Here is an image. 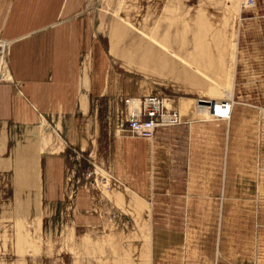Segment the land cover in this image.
I'll return each instance as SVG.
<instances>
[{
	"label": "rangeland",
	"instance_id": "obj_1",
	"mask_svg": "<svg viewBox=\"0 0 264 264\" xmlns=\"http://www.w3.org/2000/svg\"><path fill=\"white\" fill-rule=\"evenodd\" d=\"M98 12L100 33L109 35L100 42L110 65L107 86L120 90L124 84L133 96L161 95L170 99L165 105L173 103L179 110L181 125L217 131L206 152L210 160L203 159L209 162L202 170L183 169L182 183L187 181L190 189L175 196L172 209L177 216L154 217L148 193L142 194L145 201L129 190L138 180L127 177L118 159L116 165L110 159L117 137L107 102L114 101L115 94L104 93L91 101L88 119L96 114L93 123H83L88 135L99 136L98 143L90 138L92 150L87 145L80 155L67 148L66 165L71 168L64 171L66 185L58 189V200H43L38 186L35 202L0 203V264H183V245L186 264H264V121L252 108L257 95L250 96L248 105L241 102L264 86V49L254 44L264 43V0H98ZM117 14L138 29L119 42L112 34ZM154 34L166 52L149 40ZM141 39L144 46L156 44L153 58L157 64L162 61L156 70L153 65L141 71L124 64L121 51L116 53ZM236 78L244 83L236 87L239 103L231 121H222L224 107L230 106L227 90H234L233 82L240 84ZM248 85L252 87L242 88ZM45 125L46 120L38 125L39 143L53 156L64 140L53 124L49 132L43 130ZM158 147L157 141L154 151L149 149L148 177H154L153 183L160 175L162 180L168 177L154 164ZM195 181L202 183L196 192L191 190ZM114 189H121V198L110 193ZM81 194L99 200L101 208H80ZM186 214L193 220L188 227Z\"/></svg>",
	"mask_w": 264,
	"mask_h": 264
},
{
	"label": "crops",
	"instance_id": "obj_2",
	"mask_svg": "<svg viewBox=\"0 0 264 264\" xmlns=\"http://www.w3.org/2000/svg\"><path fill=\"white\" fill-rule=\"evenodd\" d=\"M108 36V32L100 33L98 0H0V203L35 202L38 186L46 196L43 200H58V189L66 185L64 171L71 168L66 165L67 148L80 155L85 146L92 145L91 139L98 143L96 133L91 136L83 130L87 129L83 123H93L96 117L88 119L91 101L113 93L114 101L109 97L107 102L117 137L110 152L112 163L118 159L127 177L138 180L129 190L145 201L143 195L148 193L149 201H154V217L177 216L172 209L175 196L190 189L187 181L182 183L183 169L202 170L208 161L203 159L210 160L206 152L215 142L210 138L219 134L204 127L192 131L185 124L157 128L154 139L159 147L153 161L168 177L162 180L160 175L153 183L154 177H148V141L118 134L114 128L117 112L129 95L124 84L120 90L113 84L107 86L110 65L100 42L108 41ZM121 92L126 95L118 96ZM43 120L47 122L44 131L49 132L53 124L64 140L53 156L48 146L39 143L38 125ZM200 185L195 181L191 190L199 191ZM77 205L101 208L99 200L85 194L77 197Z\"/></svg>",
	"mask_w": 264,
	"mask_h": 264
},
{
	"label": "bare ground",
	"instance_id": "obj_3",
	"mask_svg": "<svg viewBox=\"0 0 264 264\" xmlns=\"http://www.w3.org/2000/svg\"><path fill=\"white\" fill-rule=\"evenodd\" d=\"M243 6H244V3H243ZM116 18L118 19V22H116V23H114V25H113V27H112V34L114 35V37L117 39V41L116 42H119V41H122V40H124L127 36H128V31H136V32H138V29L130 22V21H128L127 19L125 20V18H123L122 16H120L119 14H117L116 15ZM240 19V18H239ZM154 32H152V34H153ZM155 34L153 35V36H151V37H149V40L150 41H157L158 42V40H156L155 39ZM196 39V38H195ZM135 39H133V41H134ZM143 41H142V39H141V43H137V44H135V45H133V44H129L128 46H125V48H120L119 50H116V53H119L120 51H121V54L119 53V55L118 56H121V60H123V63L124 64H127V65H136V66H139L140 68H141V71L143 70V71H149V67L151 66V65H153V66H151V67H153V68H151V69H157V68H159L161 65L160 64H162V61H159L158 59V63L159 64H157L156 63V59L155 58H153L154 57V55H156L155 54V52H154V50L153 49H155V51L156 50H158L155 46H156V44H155V46L152 44V45H146V46H144L143 45V43H142ZM194 42V41H193ZM159 43V42H158ZM157 43V44H158ZM161 43V42H160ZM160 43L158 44V46H160V49L162 48V49H165L164 51L166 52V48L165 47H163L162 45H160ZM255 44V47H257L258 49H264V43H261V42H255L254 43ZM196 49V48H195ZM197 51V50H196ZM162 52V51H161ZM140 54V56L139 55H137V54ZM200 53V52H199ZM201 55V54H200ZM153 58V59H152ZM154 60V61H153ZM166 65V64H165ZM135 66V67H136ZM187 66V65H186ZM156 67V68H155ZM169 69V68H168ZM187 70V69H186ZM189 70H187V72H188ZM164 72V71H163ZM193 74V73H192ZM189 75H190V73H189ZM191 78V77H190ZM237 79V78H236ZM238 80V82L237 83H240V84H236L235 82H233L232 83V89H234L233 91L232 90H227V95H225V97H227V98H229L230 99V106H228V105H226L225 107H224V111H225V113H226V116L224 117V118H222L221 120L222 121H226V120H229V121H231L230 119H231V114H232V112H233V109H234V104H236V103H239L238 101H239V97H237L236 96V94H235V91H236V87L237 86H240V85H244V83H243V80L241 81L240 80V82H239V79H237ZM237 80H235V81H237ZM246 82V81H245ZM216 86V85H215ZM214 86V87H215ZM227 86H229V85H227ZM230 86H231V84H230ZM213 87V88H214ZM252 86H244V87H242V88H245L246 90L247 89H250ZM231 88V87H230ZM116 90H119L118 88L116 89ZM216 90V89H215ZM255 90H257V89H255ZM248 94V93H247ZM252 94H253V96H255V95H257V106L256 105H254L252 108H255L256 110H257V113H259V116H260V122L261 123H263V121H264V86H263V88L262 89H258V91H252V92H250L249 93V95H247V97H244L245 99H242V101L241 102H246V105H248L249 103H250V96H252ZM142 95H144V94H142ZM130 96V97H129ZM129 96H128V98H131V99H129L128 101V111H131L133 108H135V107H138V96H133V95H130L129 94ZM165 101V99L163 100V102ZM202 101V102H201ZM199 103H201V104H209V105H211L212 103H214L213 101H210V102H208V101H205V100H199L198 101ZM164 104H165V102H164ZM215 104V103H214ZM245 105V104H244ZM259 105V106H258ZM167 106V105H166ZM254 110V109H253ZM177 111H178V114H179V122L176 124V125H172L171 127H175V126H179V125H181L182 123L180 122V113H179V110L177 109ZM223 111V110H222ZM183 122V121H182ZM211 122H213V121H211ZM225 123V122H224ZM210 124V123H209ZM159 127H169V126H159ZM159 127H155L154 129H153V133H152V135L150 136V137H148V138H146L147 140L149 139L150 140V142H151V145L149 146V149L151 148V150H153L154 149V147H155V143L158 141L157 139H154V132L157 130V128H159ZM116 131L119 133V134H124L125 135V133H127V132H125V130H120V128H119V126L118 125H116ZM129 134V133H128ZM133 136H135V137H138V136H136V135H133ZM156 136V135H155ZM118 137H120V135L118 136ZM260 137V136H259ZM263 139H262V141L264 142V136L262 137ZM259 145V144H258ZM259 148H260V146H259ZM154 151V150H153ZM258 163V162H257ZM258 169V168H257ZM258 171V170H257ZM258 178V177H257ZM100 180V179H99ZM99 182H101V180L99 181ZM102 184H104V182L102 181ZM107 188V187H106ZM103 189H105V188H103ZM109 191H111V190H109ZM110 193H114V197L117 199H119V198H121V189H119V190H112ZM113 196V195H112ZM256 196H257V194H256ZM257 199V198H256ZM137 200V199H136ZM138 201V200H137ZM139 208V206L136 204L135 205V209H138ZM187 209V208H186ZM138 215H140V213H138ZM186 217H187V225H186V227H188V225L189 224H191L192 225V222H193V220H191L192 219V216H188L187 214L185 215ZM257 219V218H256ZM220 221V220H219ZM195 225V224H194ZM219 227H220V223H219ZM259 231H260V229H259ZM185 233H188V230H185V232L183 231V234H185ZM256 234V233H255ZM189 235V234H188ZM191 235V234H190ZM257 235H258V233H257ZM219 237V236H218ZM186 242V241H185ZM255 242H256V239H255ZM186 244H187V242H186ZM185 246L183 245L182 246V248H183V251L181 252V254H180V257L182 258V260H183V264H186V262L187 261H185V257H186V251L187 250H185V248H184ZM216 261V260H215ZM255 261V260H254Z\"/></svg>",
	"mask_w": 264,
	"mask_h": 264
},
{
	"label": "built area",
	"instance_id": "obj_4",
	"mask_svg": "<svg viewBox=\"0 0 264 264\" xmlns=\"http://www.w3.org/2000/svg\"><path fill=\"white\" fill-rule=\"evenodd\" d=\"M123 100V108L117 112V125L120 130L130 135L141 138H148L152 135L153 129L159 126H172L179 122V114L173 103L166 106L163 96L149 93L138 97V107L128 111V100Z\"/></svg>",
	"mask_w": 264,
	"mask_h": 264
},
{
	"label": "water",
	"instance_id": "obj_5",
	"mask_svg": "<svg viewBox=\"0 0 264 264\" xmlns=\"http://www.w3.org/2000/svg\"><path fill=\"white\" fill-rule=\"evenodd\" d=\"M202 102V101H201Z\"/></svg>",
	"mask_w": 264,
	"mask_h": 264
}]
</instances>
